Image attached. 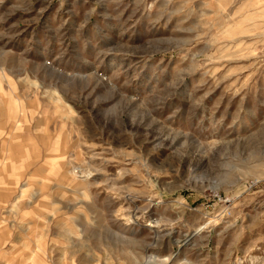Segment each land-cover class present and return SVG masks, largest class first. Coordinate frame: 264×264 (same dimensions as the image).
<instances>
[{"label":"clouds","instance_id":"1","mask_svg":"<svg viewBox=\"0 0 264 264\" xmlns=\"http://www.w3.org/2000/svg\"><path fill=\"white\" fill-rule=\"evenodd\" d=\"M43 2L0 23V264H264V0Z\"/></svg>","mask_w":264,"mask_h":264},{"label":"rangeland","instance_id":"2","mask_svg":"<svg viewBox=\"0 0 264 264\" xmlns=\"http://www.w3.org/2000/svg\"><path fill=\"white\" fill-rule=\"evenodd\" d=\"M55 8V4L45 5L43 0H2V2H0V23L16 31L18 33V40L24 37L34 38L41 32L46 18L49 19L50 22L52 20H59ZM184 38L185 36L183 33H177L176 36L173 37L177 43H180ZM120 55L121 54L118 52L109 50L105 53L104 58L107 62V60L112 57L119 59ZM170 59L174 61V58L164 57L160 62V68L163 69L165 66L170 67ZM148 63L151 65L153 62L149 61ZM145 72L150 75V68L146 66ZM257 96H259V92ZM192 180L194 183H198L206 180V178L193 175ZM26 211H28V209H21L22 213ZM14 224L15 221L9 220L7 222V228L11 230ZM4 227V217L0 216V242H2L4 237ZM12 239L15 241V234H13Z\"/></svg>","mask_w":264,"mask_h":264}]
</instances>
